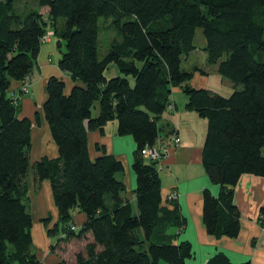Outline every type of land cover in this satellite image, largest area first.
<instances>
[{
	"label": "trees",
	"instance_id": "obj_1",
	"mask_svg": "<svg viewBox=\"0 0 264 264\" xmlns=\"http://www.w3.org/2000/svg\"><path fill=\"white\" fill-rule=\"evenodd\" d=\"M19 1L0 0V264H43L32 235L30 169L37 188L50 182L58 209L52 226L51 217L43 220L47 233L59 236L52 248L61 244L65 254L76 245L59 264H187L194 252L189 241H178L187 224L178 198L164 200L157 162L142 156L170 125L161 120L173 87L187 94L188 109L208 120L203 163L220 191L203 192L205 228L216 238H236V185L244 174L264 178V0H32L34 9L25 13L16 10ZM100 19H110L121 35L102 56ZM50 25L65 45L58 66L73 85L67 92L65 78L48 79L42 115L58 156L32 161L34 122L20 117L12 85L32 76ZM197 28L207 62L233 84L228 96L189 83L204 72L183 68L198 48ZM112 64L119 73L107 76ZM40 118L37 111V124ZM113 120L119 135L136 142L135 201L119 176L123 161L90 153L89 132H103ZM74 209L86 215L76 229ZM259 220L264 225V207ZM206 264L236 263L218 251Z\"/></svg>",
	"mask_w": 264,
	"mask_h": 264
},
{
	"label": "crops",
	"instance_id": "obj_2",
	"mask_svg": "<svg viewBox=\"0 0 264 264\" xmlns=\"http://www.w3.org/2000/svg\"><path fill=\"white\" fill-rule=\"evenodd\" d=\"M58 41V37L51 36L42 43L37 65L33 70L28 87L29 91L22 95L20 100L22 104L20 117H29L35 121L36 112H42L43 104L47 99V83L51 76L65 78L67 92L73 85L71 78L58 66L62 50L61 47L58 48ZM113 68L112 76H116L119 73L118 68ZM20 85L21 82L13 83V86L17 87V90L12 92L13 94H18ZM201 87L205 88L204 86L197 88ZM187 101L188 96L180 87L172 88L171 102L175 107L173 110H167L162 116V122L170 123L168 131L163 132L167 134L169 130L173 131L180 135L182 141L179 146L172 149L171 155L163 160V167L159 171L164 200L170 198V194L175 193L181 212L187 220L183 230L178 231V241H189L193 248L194 255L187 264H206L218 251L226 253L229 259L236 264L246 261L251 264H264V225L259 220L260 210L264 207L263 177L244 174L236 185L235 203L241 213V230L236 238H216L205 228L202 216L203 192L208 188L214 194H218L220 186L211 181L203 163L208 120L188 109ZM41 121L40 126H34L36 122L33 124L34 158L57 157L58 147L52 138L49 126L44 119ZM115 121L108 122L103 132L100 130L89 132V149L93 158L106 152L123 161L125 170L119 176L127 185V196L135 201L133 191L136 186V176L132 164L136 142L131 135H119L118 123ZM98 145H102L104 150H98ZM28 189L29 197L32 195L30 207L34 221L32 235L36 253L43 264H59L62 255L65 256V254L60 247H56L55 250L51 249L56 242H54V237L48 235L43 222L44 219L51 217L50 225L52 226L59 218L51 184L48 180H44L42 186L33 192L31 190L34 187L30 184ZM73 217L76 227H80L86 221V215L77 209H74Z\"/></svg>",
	"mask_w": 264,
	"mask_h": 264
},
{
	"label": "rangeland",
	"instance_id": "obj_3",
	"mask_svg": "<svg viewBox=\"0 0 264 264\" xmlns=\"http://www.w3.org/2000/svg\"><path fill=\"white\" fill-rule=\"evenodd\" d=\"M15 8H16V10L25 13V12H28L29 10L34 9V4H33L32 0H21V1L16 3ZM98 24H99V29H100L99 49H100V54L102 56L105 52L108 51V49H109L110 45L113 43V41L121 39V35L117 31V29L114 27V25L110 19H100ZM60 25H62V24H60ZM54 31H55V29L53 28V26L50 25V27L48 28V31L45 33V35L43 37V42L47 41L51 36L57 37L58 35H56ZM194 42H195V44L198 45V48L195 51H193L189 56H187L185 58V60L183 61V68H185L187 70H191L194 68V66H198L199 68L203 69L204 72H195L192 79L189 81V83L194 87L195 86H197V87L198 86H204L205 88H208L214 92H218V93L226 95V96L230 95L234 90L232 82L230 80H228L227 78L223 77L218 72L215 65L209 64L207 62V53H205V51H204V47L206 45V40H205L202 28H197L195 38H194ZM64 46H62V50L65 49ZM58 48H60V46H58ZM110 67L111 68L106 73L107 76H112V68L116 67V65L112 64ZM113 69H115V68H113ZM30 80H31V77L26 79L24 82L22 81L21 85L19 86V89H18V94L14 93L15 94L14 96L17 97L19 104H20V100H21L22 95L26 94L27 91H29L28 87L30 85ZM16 88L17 87L12 85V91H16L17 90ZM182 95H184V94L182 93ZM174 107H175V105L172 102L169 105L168 110H173ZM98 108H99L98 103H95L93 110H92L93 115H96V116L98 115ZM21 111H22V108H21ZM40 113H41L40 122H42L41 120H43L44 118H43L41 111H40ZM34 120H35V118H34ZM33 122H35V121H33ZM110 123H112V122H110ZM116 123H118V122H116ZM161 123H164V122L161 121ZM40 124H42V123H40ZM40 124L38 125L36 123V124H34V126H40ZM167 129H169V127H167L164 131H166ZM163 133L160 136V140L158 141V144L163 143V142L166 143L167 147L169 148L168 156L167 157L165 156V159H167L171 155L172 149L179 146L182 139H181L180 143L176 146L172 142L173 135H166L165 133L164 134ZM177 135L180 137L179 134H177ZM34 153H35V144L33 143L32 144V152H31V160L32 161L37 160L34 158ZM132 169H133V164H132ZM28 176H29L27 179L28 185L30 184L32 187H34V189L31 190V192H33V190L37 189V186H36L37 182L35 181V177H33L34 173H33L32 169H30ZM42 184H43V182L40 183L39 186H42ZM31 196H30V198H32ZM49 236H51V235H49ZM53 237L55 239L54 242H56L58 236L54 235ZM60 245L59 246L56 245V247L59 248ZM75 246H76L75 244H72V245L67 246L66 250L64 249L66 258L70 259L71 256H73V253L76 250ZM51 249L55 250V248H51Z\"/></svg>",
	"mask_w": 264,
	"mask_h": 264
},
{
	"label": "built area",
	"instance_id": "obj_4",
	"mask_svg": "<svg viewBox=\"0 0 264 264\" xmlns=\"http://www.w3.org/2000/svg\"><path fill=\"white\" fill-rule=\"evenodd\" d=\"M173 135V144H175L176 146L180 143L181 138L176 134L173 133L171 134ZM160 140V137L158 138L157 142L153 145V146H146L143 150H142V156L144 158V160L148 161V162H157V167L158 170L160 171L163 167V160L165 159V156H168V152H169V148L167 147L166 143H159L158 141ZM173 197H177V195L175 193L170 194V198ZM77 227L74 225L73 229H76Z\"/></svg>",
	"mask_w": 264,
	"mask_h": 264
}]
</instances>
